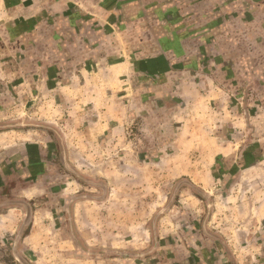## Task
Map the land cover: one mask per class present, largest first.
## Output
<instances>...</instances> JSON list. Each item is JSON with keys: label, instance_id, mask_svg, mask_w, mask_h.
<instances>
[{"label": "crops", "instance_id": "crops-1", "mask_svg": "<svg viewBox=\"0 0 264 264\" xmlns=\"http://www.w3.org/2000/svg\"><path fill=\"white\" fill-rule=\"evenodd\" d=\"M263 165L264 0H0V245L12 257L0 252V264H20L14 251L31 264L29 231L48 218L34 208L52 207L56 221L64 171L119 197L102 198L117 215L103 212L102 232L82 233L87 243L109 245L108 232L121 228L110 224L141 239V209L154 200L128 192H161L169 179L163 209L186 192L203 203L202 215L169 216V264H226L206 262L218 248L237 264L226 233L207 226L223 220L208 191L232 176L220 202L233 204L230 240L263 256L264 214L234 206L250 190L241 178L264 175Z\"/></svg>", "mask_w": 264, "mask_h": 264}, {"label": "rangeland", "instance_id": "rangeland-1", "mask_svg": "<svg viewBox=\"0 0 264 264\" xmlns=\"http://www.w3.org/2000/svg\"><path fill=\"white\" fill-rule=\"evenodd\" d=\"M131 130V128L128 129L129 137L133 136V132ZM50 157L52 158V155H50ZM230 166L228 162H225L223 165V167ZM260 167L264 168V165ZM83 171H85V168L83 169ZM61 176L63 178L62 187H64V190L62 193V205L56 208L55 213H58V215L56 214V221L53 219L52 207L49 206V209H43L42 205H40L34 208L35 211L39 210L40 216H47L48 218H46L45 223L42 221H39L38 223L37 221V224L34 227H40L38 228L36 234L33 233L34 235H32L31 231L33 229H30L29 231V234L32 237V242L31 244L26 246L27 248L24 249V252L26 258L30 260L31 264H169L173 262V258L175 257L172 254H170L169 256V244L173 245L177 242V240H173L171 238L172 236L169 234L171 231H169V229H171V225H169V216L173 215L174 218L177 217L180 219L183 215L191 216L192 211H195V213H200V215L204 213V204L201 203L200 207H194V203H192L193 199L190 198L191 194L189 195L188 192L184 193L183 196L176 199L173 205L174 207L170 211L169 209H163V207H165L169 202V197L171 195V191L169 190V183L172 184L173 182H169L168 179L164 182V188L161 192L143 191L127 193L128 197L129 195L130 197H132L134 194V196L141 197L142 199H148V201H150V199L154 200L151 201L153 203L152 206L141 209V215L143 216V221L140 229L141 232L139 231V229L136 230L138 235H141L140 240L134 241L131 238V236L135 235L134 231L130 232V230H123L125 227L127 229L128 225L110 224V226L112 227L119 226L121 228H111V230L108 232L111 238V243L109 245H103L102 240H88L89 243H87L84 239V234L82 233H86L88 229L92 230V232L101 233L102 224L95 225V221L101 220L100 217L103 212H106L107 214L110 210L111 216L117 215V213H112V211H116L117 209H108V204H101L102 198L105 196V199L111 198V200H116L119 197L115 192L111 191V189L109 193L108 191L103 193L99 187H89L81 178L77 179V181L75 179V176L73 177V175H71L67 171H64ZM81 177H83V179H93L95 181H98L99 179L108 181V178L100 175L96 176L93 174H83L81 175ZM115 178L116 176H112L113 181H115ZM241 179V181L245 185L247 182L250 183V190H248V192L241 191L239 193L241 201H233L234 206H236V203H243V207L239 212L241 213L240 215H244L249 210L247 208V203L251 202L252 206L254 205L255 207H259L258 210H260L259 212H257L256 209L254 210V208H252L254 212L256 211V213L254 214H264V175L259 172V174L257 175H244ZM232 181V176H227L226 178H223L222 181H219L218 193L214 192V190H209L208 188V193H211V199L215 204L212 208L213 212L217 215L218 218L220 217L223 220L219 224L208 223L207 226L217 234H219L220 232L226 233V238L224 239L227 241V243H229L230 248L233 252L231 256L233 257V259H235L237 264H261L264 261V255L257 256V253L255 251H251L249 249H241L238 247V244L234 240H230L231 237H229V233L233 227L230 224L229 219L233 212L231 211L232 209L229 207V205L233 204L232 202L220 204V202L222 201L221 197L228 198V196L230 195L229 192H224V190L229 188ZM72 183L80 184V188H75ZM252 185L254 188H252ZM213 188H215V186L211 187V189ZM245 188H247V186H245ZM122 196L123 198H125V195L122 194ZM69 198H74V201L72 204L70 203L68 207H65V199ZM182 200L189 201L187 204L183 202L185 203L183 205L189 208L178 207V202ZM46 202H49L48 199H46ZM35 204H38L37 201L35 202ZM174 208L175 211L172 212ZM42 209L44 212L41 211ZM205 209L207 212L211 210H209L208 207H205ZM126 211H132L131 213L135 211V213H137L136 211H139V209L129 208L126 209ZM76 215L79 217L78 221L76 222L78 224V232L75 231L72 218L73 216L76 217ZM155 217H159L158 220L156 219V221H154ZM180 220L179 222H177L179 227L181 226ZM252 227L253 226H251V229L253 231H257V233L263 228L262 224L259 223H257L256 228ZM172 229H174L173 226ZM177 230L178 229L173 230L172 233H178ZM154 233L155 235H158L156 241ZM219 235L222 236V234ZM113 239L116 240L112 242ZM206 242L210 243L209 240H206ZM76 243L79 245L82 251H80L76 247ZM0 247V252L2 254L1 259H12L9 254V248L5 245H0ZM212 258L216 260L222 259L226 264H230L229 261H231L229 260L228 255L225 252L223 254L220 248H218V251L213 252V254L209 253L207 255L205 253V259L207 263L213 261Z\"/></svg>", "mask_w": 264, "mask_h": 264}, {"label": "water", "instance_id": "water-1", "mask_svg": "<svg viewBox=\"0 0 264 264\" xmlns=\"http://www.w3.org/2000/svg\"><path fill=\"white\" fill-rule=\"evenodd\" d=\"M70 203V201H68V203H67V206H68V204ZM25 208H26V216H25V219H24V224H23V226L28 222V220H29V216H30V210H29V207L27 206V205H25ZM76 247L80 250V251H82L81 250V248L79 247V245L76 243ZM15 252V254H14V256H15V258L17 259V261L20 263V264H29V263H27V262H25L18 254H17V252L16 251H14Z\"/></svg>", "mask_w": 264, "mask_h": 264}]
</instances>
